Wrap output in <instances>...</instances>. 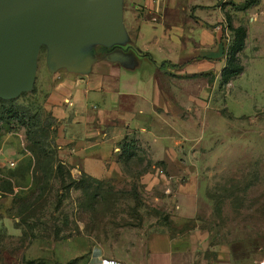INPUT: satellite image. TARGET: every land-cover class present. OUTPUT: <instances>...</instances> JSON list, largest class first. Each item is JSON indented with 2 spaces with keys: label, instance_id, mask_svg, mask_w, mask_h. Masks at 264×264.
<instances>
[{
  "label": "rangeland",
  "instance_id": "374dc122",
  "mask_svg": "<svg viewBox=\"0 0 264 264\" xmlns=\"http://www.w3.org/2000/svg\"><path fill=\"white\" fill-rule=\"evenodd\" d=\"M223 12L225 55L245 34L241 73L227 84L211 78L206 97L201 83H186L202 102L160 110L129 132L122 164L137 180L122 186L77 175L60 159L58 122L38 110L37 83L51 78L42 48L33 90L0 104V264H102L153 227H169L177 206L193 208L202 232L251 243L264 264V0L227 2ZM19 106L28 112L15 113Z\"/></svg>",
  "mask_w": 264,
  "mask_h": 264
},
{
  "label": "crops",
  "instance_id": "0c3cea01",
  "mask_svg": "<svg viewBox=\"0 0 264 264\" xmlns=\"http://www.w3.org/2000/svg\"><path fill=\"white\" fill-rule=\"evenodd\" d=\"M242 1L129 0L125 8L123 0L125 46L95 45L90 48L89 72L62 68L37 83L38 110L58 122L56 144L64 164L105 184L122 186L127 177L137 180L124 171L122 142L129 132H141L161 116L160 110L170 113L187 101L202 102L186 83H201L200 97L209 94L211 78L213 86L219 83L226 66L223 4ZM134 49L152 55L156 64ZM119 50L124 62L108 60ZM184 200L192 206L193 198ZM176 208L170 212L169 227H153L148 236L130 243L127 255L113 253L103 263L262 264L251 243L225 242L218 234L215 238L211 231L202 232L192 207L184 212Z\"/></svg>",
  "mask_w": 264,
  "mask_h": 264
},
{
  "label": "water",
  "instance_id": "95a60500",
  "mask_svg": "<svg viewBox=\"0 0 264 264\" xmlns=\"http://www.w3.org/2000/svg\"><path fill=\"white\" fill-rule=\"evenodd\" d=\"M127 43L123 0H0V99L33 90L43 47L50 72L87 73L91 47ZM108 60L124 62L120 50Z\"/></svg>",
  "mask_w": 264,
  "mask_h": 264
},
{
  "label": "trees",
  "instance_id": "16d2710c",
  "mask_svg": "<svg viewBox=\"0 0 264 264\" xmlns=\"http://www.w3.org/2000/svg\"><path fill=\"white\" fill-rule=\"evenodd\" d=\"M236 34L240 32V30H235L234 31ZM233 33V32H232ZM245 38V34L243 32V35H242V38H240L239 42L237 41V38H236V35H235V38H234V42L233 44L231 45L232 43V40L230 41V46L228 48V51L226 52V66L225 68L223 69L222 71V74H221V82L223 84H227L229 82V80L231 78H234L236 76H238L241 71H242V68H240L238 65H237V53L240 52L243 48V40ZM238 46H236V45ZM135 50V49H134ZM135 52L141 56V57H145V58H148L153 64H156V62L154 61V58L152 57V55L150 54H147V53H141L137 50H135ZM166 65V63H162L161 64V67H164ZM12 101H5V100H1L0 99V104H10L12 103ZM19 110H25L27 111L25 108H21L20 106L19 107H16V111L15 113H19ZM28 112V111H27ZM30 113V112H29ZM39 112H36V114H32L30 113L29 115H31V117H33L34 119H37V120H40L41 119V114ZM2 119H0L1 121ZM48 126H50V124H48ZM28 138L29 140L32 142V143H35V144H38L40 143V139L35 136L31 131L28 133ZM124 148V149H123ZM123 151L125 153V146L123 147ZM92 181L94 182H100L99 180H96V179H92L90 178ZM102 182V181H101Z\"/></svg>",
  "mask_w": 264,
  "mask_h": 264
}]
</instances>
